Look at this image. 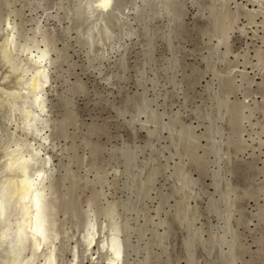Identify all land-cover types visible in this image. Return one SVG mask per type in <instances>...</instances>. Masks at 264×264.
Instances as JSON below:
<instances>
[{
    "label": "rangeland",
    "instance_id": "rangeland-1",
    "mask_svg": "<svg viewBox=\"0 0 264 264\" xmlns=\"http://www.w3.org/2000/svg\"><path fill=\"white\" fill-rule=\"evenodd\" d=\"M81 1L0 0L15 67L51 51L49 142L11 124L25 98L2 100L0 172L29 143L52 157L58 264L74 246L76 264H107L79 242L91 219L101 241L119 229L122 264H264V0H117L105 15Z\"/></svg>",
    "mask_w": 264,
    "mask_h": 264
},
{
    "label": "bare ground",
    "instance_id": "bare-ground-1",
    "mask_svg": "<svg viewBox=\"0 0 264 264\" xmlns=\"http://www.w3.org/2000/svg\"><path fill=\"white\" fill-rule=\"evenodd\" d=\"M83 1H81L82 4L87 5V6L83 5L84 8L86 6L87 9L86 8L85 9L89 10L88 12L91 15L95 14V13L96 14L100 13L99 15H101L103 13L102 15H105L104 13L108 14L109 11L111 13L112 12L111 10H113L114 7H116V3H117V0H83ZM143 4H144V2H143ZM146 5H147V0H146ZM176 5H177V3H176ZM246 8H248V7H246ZM119 10H121V9H119ZM245 10H247V9H245ZM173 12H175V11H173ZM121 14H122V10H121ZM123 14H125V13H123ZM115 16H118V15H115ZM140 18L142 19V17H140ZM109 19L111 20L112 18L109 17ZM151 19H153V18H151ZM155 19H157V18H155ZM134 21H135V19H134ZM6 23H7L6 27L1 29V33H0V102L2 100L9 99L10 96L16 97V99L25 98L26 103L25 102L23 103V108L20 110V113H21L20 119H18V120L12 119L11 124L12 123L16 124V129L21 130V132H23V134H25V136L31 135V136H34L35 138L41 140V142H43V141L46 142L49 140V136L46 135V133H45V131L48 127V121L49 120L44 117V115L47 112V100H46L45 94H47L46 89L48 87H50L49 84L51 81L50 80V71H49V66L52 65L51 60L49 61V59H51L49 57L51 51L48 49L49 47L47 48V45H45L46 48L39 47V50H37L38 54L33 53L32 50L30 51L28 49H23L22 53L26 54L28 62L25 64L24 67H21L18 69L17 66L15 67V65L13 63L14 62L13 57L19 55V51L17 50V47L15 46L16 26H15V24L10 23V22H6ZM108 24H110V23H108ZM251 24H252V22H251ZM97 27H100V26H97ZM109 27H110V25H109ZM137 30H136V32H137ZM105 31H106V29H105ZM129 31H131V30H129ZM119 32H121V31H119ZM46 33L47 32H45V34ZM121 33H123V32H121ZM43 35H44V33H43ZM46 40L47 39H45V41ZM138 40H139V38H138ZM113 45H115V43ZM52 48H53V46H52ZM222 53H224V52H222ZM100 54H103V53H100ZM237 55H238V53H237ZM91 59H93V58H91ZM72 64H73V62H72ZM99 66H100V64H99ZM13 84H15V86H11ZM83 86H84V84H83ZM24 92L26 94L29 93V97H24L23 96V94L25 95ZM7 101H9V100H7ZM139 110H140V108H139ZM6 115H8V114H6ZM74 120L76 121V119H74ZM77 125H78V123H77ZM156 132H158L157 129H156ZM154 134H156V133H154ZM65 136H66V134H65ZM64 138H68V137H64ZM61 140H62V138H61ZM41 142H38L36 144L34 142L29 143L27 145V149L29 150L28 151L29 154H25V152H19V154H21V157H19L16 161L14 160V158L13 159L8 158L7 161H5L4 168L0 172V264H58L59 263L58 262V254H57V248H58V245H57L58 242L57 241L59 238L58 233L53 232V235L48 234V224H47V218H46V214H47V216H49V214H51V212H53V210H47V208H45L46 207V205H45V202H46L45 201L46 200V194H45L46 181L51 177L50 175L52 174V169H50L51 163H52V157L50 155H48L47 153L43 152ZM25 144H27V142H25ZM25 144H21V146H19V148H25ZM187 144H186L185 148L188 146ZM217 144H219V143H217ZM190 147H192V146H190ZM61 148H63V147H61ZM187 149H189V146L187 147ZM63 156H64V154H63ZM74 158H75V156H74ZM37 161H38V163L39 162L41 163L42 167L38 170L36 169L32 174L29 173V169ZM77 167H79V166H77ZM59 168H61V167H59ZM64 170H65V168H64ZM100 171L104 172L102 169ZM77 178H79V177H77ZM81 183L82 182H80L79 184L81 185ZM193 184H195V183H193ZM71 185H72V181H71ZM103 185H101V186H103ZM237 192H239V191L237 190ZM60 196L61 195H59V197ZM111 212H112V210H111ZM82 219H83V217H82ZM113 221H115V219H113ZM119 227H120V225H119ZM97 228H98L97 224L94 222V220L91 219L89 221L88 225L86 226V230L80 235V240L79 239L78 240L81 243V245H83L84 251L90 252V251H92V249H95V247L97 246L98 247V249H97L98 253H102L101 251H104L106 253L105 260L107 261V264H122L123 247H122V242H121V239L119 238L118 231H117L119 229H115V231L113 230V232L111 233L109 241L106 242V241H101V239H99L100 238V232L97 230ZM123 230H124V228H123ZM197 230H199V229H197ZM200 233L201 232H199V234ZM73 236L74 235L72 234L71 238H73ZM78 240H77V242H78ZM78 243L76 244L77 247L81 246V245H78ZM72 256H73V260H70L69 263L70 264H76V259L79 257V256L77 257L76 246H74L72 249ZM95 258L96 257H94V259ZM38 259H40V260L37 261Z\"/></svg>",
    "mask_w": 264,
    "mask_h": 264
}]
</instances>
